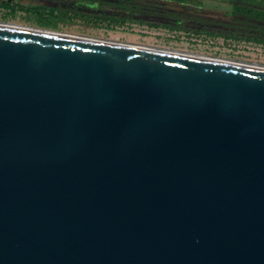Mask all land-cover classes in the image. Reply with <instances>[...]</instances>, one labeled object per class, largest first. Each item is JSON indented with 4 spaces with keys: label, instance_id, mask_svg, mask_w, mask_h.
<instances>
[{
    "label": "water",
    "instance_id": "1",
    "mask_svg": "<svg viewBox=\"0 0 264 264\" xmlns=\"http://www.w3.org/2000/svg\"><path fill=\"white\" fill-rule=\"evenodd\" d=\"M0 264H264V65L0 21Z\"/></svg>",
    "mask_w": 264,
    "mask_h": 264
},
{
    "label": "rangeland",
    "instance_id": "2",
    "mask_svg": "<svg viewBox=\"0 0 264 264\" xmlns=\"http://www.w3.org/2000/svg\"><path fill=\"white\" fill-rule=\"evenodd\" d=\"M0 21L264 65V0H0Z\"/></svg>",
    "mask_w": 264,
    "mask_h": 264
},
{
    "label": "bare ground",
    "instance_id": "3",
    "mask_svg": "<svg viewBox=\"0 0 264 264\" xmlns=\"http://www.w3.org/2000/svg\"><path fill=\"white\" fill-rule=\"evenodd\" d=\"M92 38H94V37H92ZM106 40V39H105ZM112 41V40H111ZM136 45V44H135ZM140 46H143V45H140ZM167 50H172V49H167ZM173 51H177V50H174L173 49ZM177 52H183V53H188V54H197L198 55V53H192V52H185V51H177ZM199 55H203V54H199ZM204 56H206V55H204ZM219 58V57H218ZM226 59V58H225Z\"/></svg>",
    "mask_w": 264,
    "mask_h": 264
}]
</instances>
